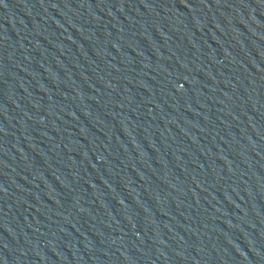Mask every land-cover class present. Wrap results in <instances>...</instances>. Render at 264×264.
<instances>
[{"label": "water", "instance_id": "obj_1", "mask_svg": "<svg viewBox=\"0 0 264 264\" xmlns=\"http://www.w3.org/2000/svg\"><path fill=\"white\" fill-rule=\"evenodd\" d=\"M0 264H264V0H0Z\"/></svg>", "mask_w": 264, "mask_h": 264}]
</instances>
